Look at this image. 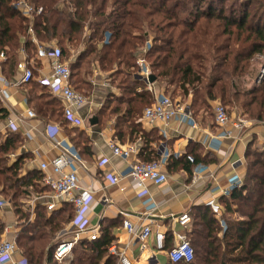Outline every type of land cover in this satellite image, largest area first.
<instances>
[{
    "label": "trees",
    "instance_id": "trees-1",
    "mask_svg": "<svg viewBox=\"0 0 264 264\" xmlns=\"http://www.w3.org/2000/svg\"><path fill=\"white\" fill-rule=\"evenodd\" d=\"M16 1L0 0V52L7 57L3 71L10 79L17 76L23 53L28 62L41 67L35 41L56 44L64 61L72 50L81 49L70 64L72 87L89 97L94 68L109 74L120 95H106L96 120L102 125L115 116L120 140L140 132L143 112L154 103V96L133 76L138 56L147 60L157 82H165V95L175 100L192 93L194 118L209 110L211 101H219L229 112L238 106L254 124L264 122V78L242 93L234 82L256 78L259 66H264V0H27L43 9L32 18L14 9ZM149 42L150 49L143 52ZM37 76L35 70L34 80L24 85L29 105L48 121L69 124L62 105L35 80ZM22 144L16 133H9L0 144V191L21 222L16 244L28 264H117L109 249L115 242L113 230L123 226L122 219L103 221L100 237L82 241L68 262L55 260L56 234L74 219V208L66 204L47 213L38 207L29 220L23 201L31 191L47 189L40 185L41 172H24L27 154L9 161ZM74 147L85 157L83 149ZM246 160L242 185L220 199L225 209L220 217L210 205L191 214L187 237L195 255L188 264H264V147L256 145V135L246 149ZM198 163L195 156L194 161L187 155L170 157L168 167L181 166L192 175ZM5 226L0 219V238Z\"/></svg>",
    "mask_w": 264,
    "mask_h": 264
},
{
    "label": "crops",
    "instance_id": "crops-1",
    "mask_svg": "<svg viewBox=\"0 0 264 264\" xmlns=\"http://www.w3.org/2000/svg\"><path fill=\"white\" fill-rule=\"evenodd\" d=\"M80 50L71 51V57L67 61L69 65L78 56ZM24 58H26L25 53L21 55L20 60ZM4 62L1 64L0 76L9 82L10 85L6 86L3 82L4 79L0 80V92H2L0 97V110H2L0 113V144L5 141L9 133L19 134L23 140V144L9 155V161L12 163L27 154L30 158L25 160L24 172L35 170L41 172V164H49L61 152V148H56L53 141L54 139L59 140L63 142L64 148L76 158L80 166L78 174L80 188L92 187L94 191L92 202L86 215L88 230L75 241L76 228L72 226L71 221L64 225L56 234L55 241L59 242L58 244L63 242L73 243L72 251L62 260L57 261L59 263H66L71 260L74 256L73 249L76 247L78 252L77 247L82 241L99 238V230L103 221L121 219L124 221V214H132L130 219L136 226V230L140 232L146 222L140 221L137 215L147 210L152 212L151 218L155 224L154 230H159L166 234L164 249L160 252L156 251L154 239L151 236L146 244L150 255L153 257L147 263V261L141 259V243L137 238L130 235L123 226L113 230L115 242L112 246L117 248L118 252L125 253L134 264H168L171 262L168 253L171 247L176 245L177 235L183 232L187 235L191 230L192 218L190 224L183 228L179 223L180 216L188 213L192 217L191 214L195 209L209 206L212 201L219 203L223 197L221 190L228 188V179L233 172L230 162L233 159L241 158L244 160L245 166L240 169L244 179L247 165L246 149L249 143L256 135V145L262 148L264 144V123L254 124L253 121L249 120L253 125L244 131L243 141L223 139L219 147H209L208 144H210L212 137L222 136L221 131L215 124L213 113L214 106L219 101H211L209 110L204 109L196 114L195 119L199 124L198 130H191L182 118L175 119L167 127L161 122L148 124L141 118L140 132L134 134L131 139L120 140L116 137L117 120L115 116H112L102 125L97 123L91 125L90 122L96 119L97 113L101 109L104 98L108 93H114L115 95L120 93L118 89L111 85L109 74L100 71L99 67L94 68L92 76L93 94L88 97L92 100L93 105L85 106L78 111L79 117L85 122V129H78L71 123L62 125L55 121H48L39 116L33 107L29 105L26 87L24 85H16L19 80L18 71L17 76L11 79L3 71ZM45 74L49 75L50 71L45 70ZM159 83L161 82H157V80L153 83L155 89L165 93V87H160ZM12 84H15V86ZM157 85H159L160 89ZM191 98L192 93L186 99L178 96L177 100H180L191 112ZM56 99L63 107L62 101L58 98ZM229 109L231 115L236 117L240 115L246 118L241 110L238 112L232 108ZM28 110L33 111L36 117H28L26 115ZM8 120H15L18 125L16 131L8 126ZM78 131L82 134L78 133ZM110 142L123 147L136 146L139 152L136 157L130 160L116 158L108 146ZM74 145L78 146L80 150L83 149L85 157L80 155ZM177 154L180 156L175 157ZM186 155L192 157L193 161L195 156L201 162L195 165L193 172L198 166H207V173H213L217 179L216 182L211 181L208 178V174L199 179H194L193 174H188L181 169V166L179 169L172 167V170L168 167L170 157L180 158ZM105 159L107 163L101 167L100 163ZM151 160L164 162L169 180L161 186H149L147 194L143 197L139 196L136 184L130 178H126L118 185H112L107 180V174L124 175L127 173L128 167L133 161L150 162ZM40 185L47 190L43 192L31 191L23 201V209L30 215V221L35 218L38 207L46 208L47 213H51L69 204L67 201L60 202L53 199L52 193L43 185V179ZM120 188L125 189L123 193L119 192ZM0 197L4 198L1 191ZM105 198H108L110 202H105ZM48 203H55V210L49 211L46 207ZM219 205L221 213L216 216L217 218L225 210L222 203H219ZM0 219L6 225L0 241L5 239L16 243V234L20 230V225L18 224V218L12 202L11 206L0 211ZM169 239L172 242L170 241L168 244ZM170 244H172L171 247L168 246ZM15 258L17 260L25 258L18 247Z\"/></svg>",
    "mask_w": 264,
    "mask_h": 264
},
{
    "label": "built area",
    "instance_id": "built-area-1",
    "mask_svg": "<svg viewBox=\"0 0 264 264\" xmlns=\"http://www.w3.org/2000/svg\"><path fill=\"white\" fill-rule=\"evenodd\" d=\"M14 9H16L25 18H32L34 15L42 13V8H36L32 6L27 0H17L14 3ZM35 41V40H34ZM36 58L40 61L41 67L37 68L34 62H28L26 58L19 61L17 65V71L19 74V80L16 85H25L34 80V71L37 70L38 76L35 80L43 87H46L49 92L56 98L62 101L64 116L69 123L78 129H85L84 120L79 117L78 111L85 107L93 105L90 98L86 97L82 93L76 91L71 84L72 70L62 58L60 48L52 43L49 45L37 44ZM150 42L142 50L146 52L150 49ZM7 59L3 52H0V74L1 64ZM37 68V69H36ZM45 70H49L50 74H45ZM152 75L150 66L147 60L138 56L136 60V66L133 69V76L135 79L142 82L144 87L152 93L154 96V103L146 108L143 112V120L148 124H155L161 122L164 126H169L177 118H182L186 125L191 130H198L199 124L193 117L188 108L180 101L173 100L170 96L157 91L154 84L150 80ZM264 78V66L260 71V75L257 78V84H260ZM4 79L0 76V80ZM6 86L10 85L5 79L3 80ZM15 86V84H12ZM2 92H0L1 97ZM215 124L221 131L222 136L212 137L209 147L217 148L222 144L223 139H231L235 141H243L244 131L253 125L252 122L246 118L237 115L233 116L229 113L228 108L222 103H217L213 109ZM26 115L30 118L36 117V114L28 110ZM264 123V122H263ZM8 126L16 131L18 125L15 120H8ZM236 132V133H235ZM250 137H252L250 135ZM249 138V137H247ZM54 146L61 148V152L56 156L49 164L43 163L40 166V170L43 173V185L46 186L52 193V198L60 202L67 201L74 208V219L72 220V226L76 228V239L85 233L88 228L87 212L92 202V196L94 191L92 187L85 189L79 186V169L76 158L72 156L67 149L64 148L63 142L54 139ZM114 157L125 160H130L137 156L139 149L136 146L123 147L110 142L108 144ZM264 147V144H263ZM177 154L175 157H179ZM193 161L192 157H189ZM107 160H103L100 166H104ZM245 162L243 159H233L230 162L232 169V175L228 179V188L222 191V196H229L231 190L240 187L243 183V177L240 172L241 168H244ZM208 167L201 165L195 168L193 172L194 179H199L202 176L208 174V178L216 182V177L213 173H207ZM130 178L139 191V196L143 197L147 194L149 186H161L166 184L169 180V175L165 170V164L163 161L152 162H140L133 161L124 175L107 174V180L112 185H118L120 182ZM124 188H120L119 192L123 193ZM105 202H110L108 198H105ZM11 206V202L3 197H0V211L4 208ZM213 212L218 216L221 213V207L216 201L210 202ZM49 211L55 210V203H48L46 205ZM140 213L138 219L144 224L142 230L139 232L136 230V226L132 223L130 216L132 214H124L123 227L134 238H137L141 243L140 249L142 252L141 259L149 263L153 256L150 255L147 248V240L152 236L154 239V248L156 251H162L164 249L166 234L159 230H154V221L152 220V212L147 210ZM191 222V216L188 213H184L179 218V223L183 228H186ZM8 229V228H7ZM73 243L63 242L58 245L55 250L54 258L57 261L62 260L69 252L72 251ZM17 246L15 241L1 240L0 241V264H28L26 258L17 260L15 253ZM110 254L118 258V264H134L123 252H118L117 248L111 247L109 249ZM194 248L190 244L185 232L177 235L176 245L169 251L168 256L172 263H191L194 260Z\"/></svg>",
    "mask_w": 264,
    "mask_h": 264
},
{
    "label": "rangeland",
    "instance_id": "rangeland-1",
    "mask_svg": "<svg viewBox=\"0 0 264 264\" xmlns=\"http://www.w3.org/2000/svg\"><path fill=\"white\" fill-rule=\"evenodd\" d=\"M253 64H255L254 62H253ZM255 66H257L258 67V64L257 65H255ZM263 66V65H262ZM262 66L260 67L259 66V72H260V69L262 68ZM257 78H258V76L255 78V76H253L252 78L251 77H245V78H238V79H235L234 80V82H235V84H236V89H237V91H239V92H245V91H248V90H250L253 86H256V85H259V84H257ZM160 84V87H165L166 86V84H165V82H161V83H159ZM158 87H159V85H157ZM160 87H159V89H160ZM120 92V91H119ZM169 94H171V93H169ZM116 95H120V93H118V94H116ZM177 99V98H176ZM233 110H236V111H240L241 109L238 107V106H233V107H231ZM220 217V216H219ZM18 224H21L20 223V221H18ZM222 225H224V223L222 222Z\"/></svg>",
    "mask_w": 264,
    "mask_h": 264
},
{
    "label": "water",
    "instance_id": "water-1",
    "mask_svg": "<svg viewBox=\"0 0 264 264\" xmlns=\"http://www.w3.org/2000/svg\"><path fill=\"white\" fill-rule=\"evenodd\" d=\"M150 80H151L152 83H154L156 81V77L153 76V75H151L150 76ZM90 122H91V125H95L97 123V120L96 119H93Z\"/></svg>",
    "mask_w": 264,
    "mask_h": 264
}]
</instances>
